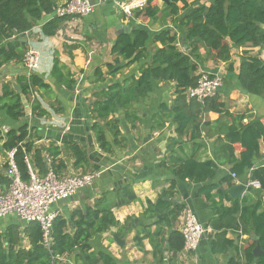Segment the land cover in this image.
<instances>
[{
	"label": "crops",
	"instance_id": "1",
	"mask_svg": "<svg viewBox=\"0 0 264 264\" xmlns=\"http://www.w3.org/2000/svg\"><path fill=\"white\" fill-rule=\"evenodd\" d=\"M66 1L57 0V3L61 5ZM116 1L127 0H109L96 6L89 15L70 17L55 36H44L41 25H37L25 38L28 49L36 50L40 56L39 68L35 73L50 85V89H40L32 95L47 110L44 116L35 118L31 103L25 98L24 118H28L30 124V140L34 147H55L60 150L56 160H64L66 164L61 173H99L92 185L78 190L68 199L53 203L51 209L59 211V215L67 220V231L71 233L75 231L74 222L80 212L86 213L88 208L111 209L119 224L95 233L89 242L92 250L110 253L116 264H229L236 259L241 264H250L245 251L254 242L260 245L256 229L262 224L260 214L264 213V189L246 185L242 196L236 198L227 190L234 184H245L249 178L258 179L255 169L264 167V139L260 140V154L254 160L253 168L244 176L233 178L232 164L224 163L220 164L216 176L210 181L200 183L190 178L179 179L173 173L178 160L193 154L201 160L213 158L216 139L219 136L224 138V128L232 124V119L225 113L210 111L202 115V121L212 123L202 129L201 138L193 141L190 138L191 129L188 134L181 135L172 111L177 97L176 83L160 81L146 97L132 105L129 110L131 119L122 110L115 114L120 119L124 138L122 143L112 145L111 151H105L97 142L90 112V103L95 99L93 92L113 82H120L126 76H139L140 67L150 61L154 50V45L148 44V57L135 61L116 75H108L107 63L116 58L111 52L112 45L116 37L123 33L119 25L129 28V31L143 28L152 33L171 28L178 35V47L192 54L190 44L185 39V30L180 25L183 10L180 9L178 15H172L166 2L153 0L150 6L158 9L155 16H149L145 9L135 11L130 17ZM188 1L195 5H210L214 0ZM182 5V2L177 3L179 7ZM244 53L259 54L264 60V48L248 44L232 46L233 70H228L229 63L216 60L214 52L210 53L205 47L199 49L201 58L196 57L194 61L199 64L198 72L211 71L223 75L218 95L229 112L243 114L244 123L256 117L264 122V94L245 93L238 84L237 74ZM56 60H59L64 73L77 79L74 90L67 89L53 76ZM98 66L105 72L104 80L95 78ZM29 74L23 59L5 64L0 70V97L3 85L11 84L15 88L17 84L20 88L18 78ZM0 120L4 135L9 128L20 123L11 120L5 113H0ZM68 142H75L83 149L89 160L87 164L78 168L73 166L75 158L68 148ZM194 142L201 146H195ZM235 146V154L239 156L241 147L239 144ZM32 155L29 157L34 164ZM5 177L9 179L7 152L3 151L0 153V191L9 186L3 181ZM225 177L231 181L223 180ZM173 180H176V184L172 187ZM214 183L217 187L209 189L210 184ZM125 189L132 190L135 199L124 202L121 192ZM236 201L240 204L238 227L218 226L219 221L229 219V214L223 213L224 209L232 208ZM185 206H190L207 228L194 252H188L185 248L173 251L169 243L173 231L181 232ZM15 222L22 227L27 224L16 214H10L0 218V231H5ZM117 238L121 241L118 242ZM171 243L179 245L180 240L175 236ZM262 254L264 250L259 256ZM69 260H58L62 262L54 264H77L74 257Z\"/></svg>",
	"mask_w": 264,
	"mask_h": 264
},
{
	"label": "trees",
	"instance_id": "2",
	"mask_svg": "<svg viewBox=\"0 0 264 264\" xmlns=\"http://www.w3.org/2000/svg\"><path fill=\"white\" fill-rule=\"evenodd\" d=\"M152 1L150 0L145 10L149 16H155L158 11L157 8L150 6ZM178 2L183 3L182 7L177 6ZM58 6L57 0H0V70L5 64L24 59L25 53L29 50L24 39L37 25H41L44 36H55L58 33L63 23L72 17L55 15ZM167 7L172 15H178L180 9L184 11L180 25L185 30V39L190 44L192 54L178 47L176 44L178 35L171 28L163 29L159 33L136 28L118 35L111 48L116 58L113 62L107 63L108 75H116L135 61L148 57V44L154 45V50L150 61L140 67L139 76L134 74L126 76L120 82H113L102 90L93 92L92 96L95 99L90 103V112L96 140L105 151H111L112 145L122 143L124 138L120 119L115 114L122 110L131 119L129 110L135 102L146 97L158 82L174 81L177 97L172 111L178 133L188 134L191 129L190 138L197 141L202 137V129L212 123L202 121V115L210 111L225 113L232 119V124L224 128V138L219 136L216 139L213 158L201 160L196 154L181 157L173 173L182 180L190 178L195 182L204 183L216 176L220 164L230 163L233 172L244 176L253 168L254 160L260 154V140L264 139L263 120L256 117L244 123V115L229 112L218 93L199 101L188 98L186 89L197 84L199 64L194 59L201 58L199 54L201 47H205L210 53L214 52L216 60L229 63L228 70L234 69L232 46L241 47L249 44L264 48V0H214L210 5H195L188 0H170ZM124 60L128 63L116 68L117 63ZM52 74L60 83L66 85L67 89H75L77 79L63 72L59 60L54 63ZM104 74L100 66L95 69L96 80H104ZM237 75L239 87L243 92L264 94V60L259 54L244 53ZM18 83L21 92L11 84L3 85L0 113H5L8 118L20 123L9 128L5 135L0 126V142L3 141L0 143V153L16 149L15 161L24 180L30 177L27 160L41 173L46 172L44 152L53 158L54 167L60 172L66 167L64 160L59 162L56 160L60 150L55 147H34L29 138L31 129L28 118H24L25 98L31 103L32 115L35 118L47 114L40 100L37 97L33 98L32 95L37 90L50 89V85L35 72H30L28 76H20ZM194 143L195 146H201L197 142ZM236 144L241 147L239 156L235 154ZM68 145L75 158L74 167L78 168L88 163L85 152L77 143L68 142ZM30 155L34 159V164ZM255 176L264 189V167L255 169ZM223 180L231 181L228 177ZM3 181L10 183V179L6 177ZM175 184L176 180H173L171 186ZM214 187H217V184H210L209 189ZM121 193L124 202L135 199V194L130 189H125ZM239 211L240 204L236 201L232 208H225L223 211L224 214H229V219L216 224L238 227ZM260 220L262 224L256 232L264 250V213L260 214ZM74 224L75 231L71 233L67 231V220L63 216L55 218L48 245L45 243L40 222L31 221L24 227L17 223L10 224L5 231H0V264H54L62 262L58 259L64 255L74 257L77 264H116L110 253L92 250L89 242L95 233H101L119 224L111 209L88 208L86 213L78 214ZM175 236L180 240L179 245L171 243ZM169 243L173 251L184 249L185 239L182 232L173 231ZM256 245L254 242L246 249L247 262L264 264V254L259 257L254 254ZM229 264L241 262L236 259L231 260Z\"/></svg>",
	"mask_w": 264,
	"mask_h": 264
},
{
	"label": "built area",
	"instance_id": "3",
	"mask_svg": "<svg viewBox=\"0 0 264 264\" xmlns=\"http://www.w3.org/2000/svg\"><path fill=\"white\" fill-rule=\"evenodd\" d=\"M109 0H67L55 10L57 16L83 17L93 13L96 6L102 5ZM116 4L127 16H133L135 11L145 10L150 0H127L116 1ZM29 72H35L39 68L40 56L34 49H29L23 59ZM197 84L186 89L188 98L203 101L215 96L223 84V75L218 72L199 71ZM16 149L7 151V174L10 179L6 190L0 191V218L16 214L22 221L40 222L46 245L51 239V229L59 211L51 209L53 203L65 200L73 196L78 190L93 184L98 176L97 171L66 172L61 173L54 167L53 158L44 153L47 163L45 173L37 171L27 160L30 177L24 180L15 161ZM233 178H238L236 172H232ZM245 185L261 188L258 179L249 178ZM181 232L185 239L184 248L188 252L197 250L207 228L199 221L195 211L190 206L183 209V224ZM70 256L64 255L58 260L70 261Z\"/></svg>",
	"mask_w": 264,
	"mask_h": 264
},
{
	"label": "water",
	"instance_id": "4",
	"mask_svg": "<svg viewBox=\"0 0 264 264\" xmlns=\"http://www.w3.org/2000/svg\"><path fill=\"white\" fill-rule=\"evenodd\" d=\"M164 2L166 3H170V0H163ZM118 28L120 29V32H128L129 31V28L125 27L123 28L122 25H119ZM123 28V30H122ZM26 40V39H24ZM128 63L127 60H124V61H121L119 63H117L116 65V68H119V67H123L125 66L126 64ZM15 89L18 91V92H21V89L19 88V86L17 84H15ZM246 190V185L243 184V183H240V184H234L232 185L227 191L229 194H231V196L233 198H236V197H241L242 196V193ZM117 241H121L117 238ZM254 253L256 256H259L261 253H263V250L261 249L260 245L257 244V246L255 247L254 249Z\"/></svg>",
	"mask_w": 264,
	"mask_h": 264
},
{
	"label": "rangeland",
	"instance_id": "5",
	"mask_svg": "<svg viewBox=\"0 0 264 264\" xmlns=\"http://www.w3.org/2000/svg\"><path fill=\"white\" fill-rule=\"evenodd\" d=\"M2 218V217H1ZM15 223H17V222H15Z\"/></svg>",
	"mask_w": 264,
	"mask_h": 264
}]
</instances>
